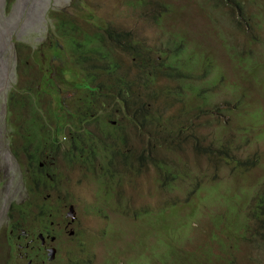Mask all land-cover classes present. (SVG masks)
I'll list each match as a JSON object with an SVG mask.
<instances>
[{
	"label": "rangeland",
	"instance_id": "obj_1",
	"mask_svg": "<svg viewBox=\"0 0 264 264\" xmlns=\"http://www.w3.org/2000/svg\"><path fill=\"white\" fill-rule=\"evenodd\" d=\"M56 19L74 25L55 32ZM144 45L154 60L175 47L177 73L146 79V60L129 51ZM85 89L100 94L89 108L72 93ZM87 111L110 158L89 169L62 161L68 143L55 135L65 141L46 176L56 184L32 187L16 133L37 114L41 133L63 118L67 132ZM183 120L187 134L165 129ZM111 121L126 127L121 154ZM263 191L264 0H0V264H40L29 239L44 221L69 240L49 264H264ZM49 193L57 206L20 229L16 219Z\"/></svg>",
	"mask_w": 264,
	"mask_h": 264
},
{
	"label": "trees",
	"instance_id": "obj_2",
	"mask_svg": "<svg viewBox=\"0 0 264 264\" xmlns=\"http://www.w3.org/2000/svg\"><path fill=\"white\" fill-rule=\"evenodd\" d=\"M49 16L55 17L54 14H49ZM55 21H57V24H56L57 29H61L63 31H66V30L70 29L71 27H73L72 23H70V22L68 23V21H70L68 19H56ZM174 50H175V47H172L171 50H169V51H162L160 53H164L165 56L161 57L160 55H158V59L154 60L153 59V53L155 52V50L152 48L146 47L144 45V46L133 47V48L129 49L130 53L132 54V56L134 58L139 57L138 60H140L141 62H144L141 59H145L147 62L146 67L149 68L150 71L155 75H158V73H160L162 70H167V69L173 70V71L177 70L172 64L171 65L168 64L167 54H170ZM179 71L182 73L181 70H179ZM178 74H180V73H178ZM50 77L53 78V73H50ZM116 82L121 83L125 87V89H127L129 87L128 86V80H127V77L125 75L118 76ZM12 95H13V93H11V97H12ZM90 104L91 103H89V105ZM58 113H60V112L59 111L54 112V114H58ZM37 116H39V114H37L34 117L32 126H31V122H29V124H28V125H30L29 130H28V135L23 136L25 138L24 148L26 147V150L28 151L26 162H28L32 166V167H29L31 169V173L29 175L32 177V187H34V186L37 187V186H40L43 184L45 185V187H51V186H54L56 184L55 179L53 180V182L48 181L46 179V177L44 176V172H42V170L44 168H47L48 165H43L40 168L39 163H38V165L35 167V163L38 162L37 156L41 155L40 154V152L42 150L41 145H42V143H46L42 136H45L48 138V143H47L48 145L45 146L47 148V152H48V148L50 149L52 146L54 148L58 149L56 152H60V143H57L56 145L54 143L57 141H60L61 138L57 140L55 135H60L61 137L69 136L68 147H71V148L64 150L62 152V156H63L62 161H66V159L68 161H77L80 165L87 167V164L90 161H92V162L94 161L93 160L94 156H99V155L104 154L105 157L110 158V154L108 153L110 151V148L107 145L102 144L103 142H102V140H100V138H98V139L92 138L93 133L88 134V135H84L85 133L78 132V130L75 131L74 129H70L69 131L64 132L63 128L67 124V118H63L61 122H57L58 126H55V128H53L54 132L48 133V136H46L45 133H43V132L41 133V131L39 130L40 124L38 122ZM104 117H106V115ZM53 120L55 122L54 117H53ZM83 121H84V119L82 118V115H80V119L78 118V120L76 121V125L77 126L83 125ZM108 126L111 127V129H112L111 133L114 136V138H117L119 140V142L117 144L118 146L115 145V146H117V150L115 149L114 151H112V150L111 151L113 152V155H114V153L115 154H121V145H123V143L125 142L124 136L122 135V132H121L123 125L120 122H118V124L116 126H113V125H108ZM82 128H83V126H82ZM113 129H114V132H113ZM165 129L169 133H173V135H177L176 133L187 134L186 132L188 131V127H187V125H185L184 120H183V122H180V121L169 122V126H166ZM31 147L35 148L36 151L29 152V148H31ZM98 148H99V152H98ZM56 152H54V149H53L52 153H56ZM53 167H56V166L51 162L50 169ZM258 199H259L258 203H256L254 206H259V208H261V210H264V207L261 206L264 203V191L261 193H258ZM42 207L45 209H42ZM48 207H49V205L47 203V200L44 199L43 203L41 205H39V211L38 212L33 213V210H31L29 212L25 211L24 214H22L19 218L16 219V223L19 225V228L20 229L24 228L27 220H29L30 217L38 218V220L41 217L40 222H42L45 215H46V212L48 211ZM22 209H23V207H22ZM238 210H240V209H238ZM259 221L264 222V219L261 218ZM44 224H45V221L43 222L42 225H41V223H39L41 231L44 229V227L48 223L45 225ZM11 230H13V229L11 228ZM219 241H220L219 242L220 246L225 245L224 239L223 240L219 239ZM233 244L234 243L231 242L230 246H233ZM207 254L210 257L218 258V257H216V254L213 251L207 250ZM14 256H15V254L12 255V257H14ZM12 257L10 256L11 261H13ZM229 258H230V255L228 254V259ZM220 259L225 260V258H221V257H220ZM14 260H15V262H18V260H16V259H14Z\"/></svg>",
	"mask_w": 264,
	"mask_h": 264
},
{
	"label": "clouds",
	"instance_id": "obj_3",
	"mask_svg": "<svg viewBox=\"0 0 264 264\" xmlns=\"http://www.w3.org/2000/svg\"><path fill=\"white\" fill-rule=\"evenodd\" d=\"M50 17V16H49ZM73 24V23H72ZM74 25V24H73ZM54 28H56L54 31L56 32H63V30H61V29H57V27H56V24L54 25ZM48 30V29H47ZM65 32V31H64ZM47 34V33H46ZM48 36H50V34L48 35ZM94 39H96L95 37H94ZM50 40V39H49ZM98 42V41H97ZM169 46V45H168ZM167 46V50H165V51H169V50H171V48L172 47H168ZM114 64V63H113ZM105 65V64H104ZM115 65V64H114ZM105 68H106V66H105ZM115 68H118L116 65H115ZM61 71V70H60ZM60 71H58L57 72V74L58 75H61V73H60ZM117 71V69L114 71V73L113 74H115V72ZM176 72V71H175ZM177 73V72H176ZM54 74V73H53ZM82 75L84 76V77H89V81H88V85H89V87H90V82H91V80H92V76L89 74V73H87V74H83L82 73ZM143 75L145 76V78L146 79H148V80H150V81H152L153 80V78L156 76L155 74H153V73H151V74H147V72H144L143 73ZM111 78V76L109 77L108 75L107 76H105L104 77V85H105V87L107 88L108 87V85H107V80L106 79H110ZM65 81V80H64ZM66 82V84H67V81H65ZM181 86V85H180ZM67 87H68V84H67ZM66 87V88H67ZM65 90V89H64ZM179 90H182V86H181V88L179 87ZM72 93H73V97H75V96H78V95H81V99L82 100H85V101H88V104H87V107L89 108L90 107V105H89V103H91L92 104V106L94 105V102H91L90 101V98H92L94 95H97L98 93H96V91H90L89 89H85V90H82V91H72ZM99 96H100V94H98ZM65 100H66V97H63L62 98V96L60 95V98H59V101H60V103H61V110H63L64 109V102H65ZM53 110V109H52ZM68 112V111H67ZM66 112V113H67ZM88 112V111H87ZM82 118L84 119V121H83V125H79V126H74L73 128L75 129V131L76 130H78V132H83V133H85L84 135H88V134H92L93 133V136H92V138H94V139H98L99 137H100V135H98L96 132H94L91 128H89L88 126V124H89V122L91 121V120H93L94 119V116L92 117V114H89V112H88V114L85 116V115H82ZM153 118H155V116H153ZM103 121V120H102ZM101 121V122H102ZM170 122H172V121H170ZM107 126L108 125H113V126H115V123L114 122H106L105 123ZM82 126H83V128H82ZM123 128H124V130H126V127L123 125ZM17 130V129H16ZM28 130H29V128H28V125L27 126H25L22 130H20V133H16V138H17V145H16V149L14 150V154L16 155V157L17 158H21L22 156H23V158L26 156V154H27V150H26V147L24 148V140H25V138L23 137V136H27L28 135ZM123 136H124V140L126 139L125 138V132L122 134ZM13 139V138H12ZM63 139L64 140H66V142L68 143L69 142V136H67V137H63ZM61 141H63V140H61ZM65 142V141H64ZM125 143V142H124ZM61 147V146H60ZM60 150H61V148H60ZM65 150V149H64ZM63 150V151H64ZM62 151V152H63ZM54 154H56V153H51V156L50 157H48V158H46V157H44V156H41V157H43L44 158V161H39L38 163H39V167H40V163L42 164V165H48V167L47 168H44V169H48V168H50V166H51V162L54 164V162L52 161V157L54 156ZM51 161V162H50ZM45 163V164H44ZM92 161H90L88 164H87V167H85V168H87V169H89L90 168V166L92 165ZM108 164H103L102 165V167H103V170H105L106 168H105V166H107ZM163 168L165 169V171L168 173V174H170V175H172V177L173 178H175L176 177V174L178 173L177 172V170L176 169H172V168H170L169 166H163ZM28 169H29V167H28ZM173 170H175V172L173 171ZM28 173L30 174L31 173V171H29L28 170ZM44 176L46 177V175H45V173H44ZM48 181H50V182H53V180H49L48 178H46ZM46 188H48V187H46ZM53 192H55V191H53ZM50 209V207H48V210ZM70 212H67V216H68V214H69ZM70 217H71V215H70ZM73 218H74V216H73ZM47 224V223H46ZM42 235L43 236V233L41 232V231H39V233L37 234V235Z\"/></svg>",
	"mask_w": 264,
	"mask_h": 264
},
{
	"label": "flooded vegetation",
	"instance_id": "obj_4",
	"mask_svg": "<svg viewBox=\"0 0 264 264\" xmlns=\"http://www.w3.org/2000/svg\"><path fill=\"white\" fill-rule=\"evenodd\" d=\"M143 72H147V74H151L152 73L150 71V69L147 68V67H146V69ZM43 139L45 140L46 143L42 144L43 150H41V151H44V148H45V146L48 143V138L47 137L43 136ZM57 143H60V145H61L62 143H64V141L60 140V141L55 142L54 144L56 145ZM63 148L65 150H67V149H70L71 147H68V145H67V146H63ZM53 149H54V147L52 146L50 149L48 148V152H46V153L40 152L41 155H38L37 158H41V156H44L46 158L50 157L51 153L53 152ZM41 166H43V165L40 163V168H41ZM48 169H50V168H48ZM48 169H44V173H45L46 176L48 174ZM28 170L31 171L30 168ZM54 197H55V195H53L52 193L51 194L49 193L48 196H46V200H47V203H48L50 209H53V208H55L57 206L54 202L51 201V200L54 199ZM60 200H61V198H60ZM55 201H57V199H55ZM74 219H72L70 221H73ZM51 225H52V222L50 221L44 227V229L41 231L43 233V236H42L43 238L40 237L39 235L33 237L32 233H30L31 237H30L29 240H33V242H36V245H35V248H34L35 249V253H34V258L33 259H34V261L40 260V264H47V262L49 264L48 252H49L50 248L55 247L56 254H55V257L53 258V260L51 261V262H53L56 259V256L58 257L60 255V252H61V247L59 246V243L60 242H65V241H69V240H66L65 238H61L60 235L62 233L57 228H52ZM68 234L71 235V237H73L75 235V230L69 229L68 230ZM27 236H28V233H27ZM75 243H76V241H75ZM64 248H66V247L64 246ZM58 251H60V252H58ZM69 253L70 252L67 249H65V256L66 257H67V255ZM26 257H28V255ZM65 258L62 256L61 260H64ZM29 261H31V263H32V259L29 260ZM29 261H26L25 264H31V263H29ZM21 264H23V263H21Z\"/></svg>",
	"mask_w": 264,
	"mask_h": 264
},
{
	"label": "water",
	"instance_id": "obj_5",
	"mask_svg": "<svg viewBox=\"0 0 264 264\" xmlns=\"http://www.w3.org/2000/svg\"><path fill=\"white\" fill-rule=\"evenodd\" d=\"M71 213V212H70ZM68 214V216H70L71 215V218H73V215L72 214ZM40 237H42V235L40 234L39 235ZM43 238V237H42ZM55 254H56V249H55V247H52V248H50V250H49V252H48V260L50 261V260H53V258L55 257Z\"/></svg>",
	"mask_w": 264,
	"mask_h": 264
}]
</instances>
